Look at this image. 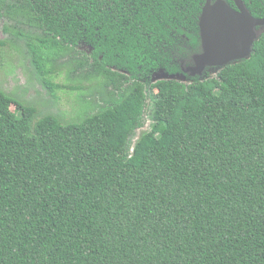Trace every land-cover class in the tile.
I'll return each instance as SVG.
<instances>
[{
  "label": "trees",
  "instance_id": "obj_1",
  "mask_svg": "<svg viewBox=\"0 0 264 264\" xmlns=\"http://www.w3.org/2000/svg\"><path fill=\"white\" fill-rule=\"evenodd\" d=\"M205 1L0 0L5 28L41 30L52 92L51 57L82 46L118 88L68 123L0 89V264H264V27L249 58L191 75Z\"/></svg>",
  "mask_w": 264,
  "mask_h": 264
},
{
  "label": "rangeland",
  "instance_id": "obj_2",
  "mask_svg": "<svg viewBox=\"0 0 264 264\" xmlns=\"http://www.w3.org/2000/svg\"><path fill=\"white\" fill-rule=\"evenodd\" d=\"M6 26H14V21L0 18V89L17 101L36 108V119L51 114L63 123L80 121L99 111L111 96L117 95L118 88L96 74L90 65L80 66L81 61L87 60L83 55V52L89 50L86 46L79 47L82 52L70 50L51 57L48 77L56 85L52 92L44 84L34 64L33 53L28 44L29 40L36 42L41 30L20 23L16 28L24 35L19 36L12 29L5 28ZM213 71L211 69L208 73ZM166 75V72L160 74ZM182 79L186 80V77ZM14 108L13 104L12 109ZM150 110L148 108L147 113ZM150 125L151 120L148 118L143 128L138 129L134 140L141 133L147 132Z\"/></svg>",
  "mask_w": 264,
  "mask_h": 264
},
{
  "label": "water",
  "instance_id": "obj_3",
  "mask_svg": "<svg viewBox=\"0 0 264 264\" xmlns=\"http://www.w3.org/2000/svg\"><path fill=\"white\" fill-rule=\"evenodd\" d=\"M235 2L237 8L227 0L205 1L199 18V51L184 68L191 75L203 76L211 69L215 73L220 67L249 58L253 53L259 27H264V16H255L244 0ZM161 73L156 77H169V74L160 76Z\"/></svg>",
  "mask_w": 264,
  "mask_h": 264
},
{
  "label": "flooded vegetation",
  "instance_id": "obj_4",
  "mask_svg": "<svg viewBox=\"0 0 264 264\" xmlns=\"http://www.w3.org/2000/svg\"><path fill=\"white\" fill-rule=\"evenodd\" d=\"M228 1V3L232 6V7H236L237 8V4H236V2H235V0H233V3L230 1V0H227ZM245 1V0H244ZM246 3V2H245ZM204 5V4H203ZM202 9H203V7H202Z\"/></svg>",
  "mask_w": 264,
  "mask_h": 264
}]
</instances>
